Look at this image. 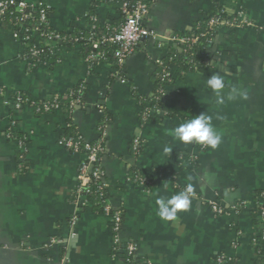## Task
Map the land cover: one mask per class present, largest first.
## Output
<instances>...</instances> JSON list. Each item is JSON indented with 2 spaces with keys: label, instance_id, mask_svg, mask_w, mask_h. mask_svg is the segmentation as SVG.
<instances>
[{
  "label": "crops",
  "instance_id": "1",
  "mask_svg": "<svg viewBox=\"0 0 264 264\" xmlns=\"http://www.w3.org/2000/svg\"><path fill=\"white\" fill-rule=\"evenodd\" d=\"M16 1L45 7L55 34L86 31L93 23L100 38L120 24L119 6L112 0ZM216 8L247 26L217 30L215 61L203 72L178 78L175 66L168 67L172 82L162 92L160 120L150 121L142 101L153 96L157 66L176 48V36L191 32ZM142 24L157 40L140 41L117 70L112 60L91 63L81 45L59 42L52 44L55 63L43 60L33 67L25 39L27 32L29 39L35 35L31 26L0 23V264H129L127 243L135 246L137 264L260 263L264 0H154ZM217 74L226 85L243 89L246 98L217 105L205 86ZM79 86L70 122L86 143L104 142L98 164L110 208L122 213L116 235L108 215L76 202L83 156L59 144L69 122L65 110L15 107L21 94L43 102L65 98ZM202 113L212 117L222 137L216 149L184 145L172 136L176 126ZM165 146L170 153L163 152ZM183 156L195 157L196 166L181 161ZM132 169L137 178L130 176ZM189 183L190 210L175 221H162L156 199L171 197ZM212 205L225 214L214 213Z\"/></svg>",
  "mask_w": 264,
  "mask_h": 264
},
{
  "label": "trees",
  "instance_id": "2",
  "mask_svg": "<svg viewBox=\"0 0 264 264\" xmlns=\"http://www.w3.org/2000/svg\"><path fill=\"white\" fill-rule=\"evenodd\" d=\"M118 4L119 9L122 3V0H112ZM149 7L154 0H142ZM32 12V20L37 21L38 14L36 10ZM46 15L48 18V14L46 11ZM212 18H218L220 21L226 23L227 28H232L233 26L238 24L237 17L228 16L225 13L221 12L218 8H216L215 12L207 17L205 20L199 22L193 27V30L186 34H181L175 37V45L176 48H173L169 54H167L161 61V65L157 66V71L155 75V91L153 96L150 98H146L142 101L144 114L149 112L148 118L150 121H158L160 120L158 111L161 110L162 107V92L163 90L172 82L171 78L166 76L168 72V67L175 66L176 71L175 75L180 78L186 74L190 73H199L211 67L213 61H215V54L212 53L213 41L216 36L217 30L211 28L209 25V21ZM20 19V14L14 12L12 9H7L0 16V23H11L16 25L17 21ZM31 20L26 21V26L30 27ZM32 22V21H31ZM30 22V23H31ZM123 23L122 17H120V24L116 28L118 29ZM232 24L233 26H230ZM30 28L33 27L31 26ZM31 30V31H32ZM44 32H52V30L46 29V27L40 28V30L35 33L33 37H31L28 41L30 44V48L37 52L36 57H31L28 54V59L31 60L33 67L40 64L41 61L47 60L49 64H53L56 62L57 57L52 54V44L54 42H59L62 46L73 47L74 45H81L84 56H89L91 53L101 52L105 55V60H112L114 62L115 69L119 70L120 66L116 64L113 60V54L117 49L115 44H109L107 46L100 47L98 50H93L92 42L96 39L97 29L96 25L90 23L89 30L86 31H77L73 33H59L56 34L59 36V41L55 39H45ZM30 35V32L27 33V36ZM180 39H184V42H180ZM193 40H195L193 42ZM50 42V45H44V42ZM209 42L211 43L208 46ZM93 63V61L91 62ZM81 87H76L71 90L65 98L53 97L48 101L36 102L32 101L24 95H18L16 98H20L22 105H30L38 112H52L56 106H61L65 110V114L68 117V125L64 130V138L68 141H71L74 146H76V152L74 149H68L71 153H78L80 155H86L87 151L85 150L86 145L94 146L96 143H86L76 127L70 122V113L72 111V105L75 104L81 97L78 91ZM82 90V89H81ZM80 90V91H81ZM146 105L149 107L146 108ZM49 107L48 111L44 110V107ZM100 147L102 151L98 155V159L104 153V142H100ZM181 161H185L188 165L195 167L196 166V158L192 156H183ZM130 176L137 178L139 175L137 171L131 170ZM81 194L86 196V199L92 204V207L95 211L104 214V207L108 202V194L107 189H103L102 191H98V182L91 180L88 184H86L81 189ZM88 191V192H87ZM264 205L257 206V210L262 208ZM263 242H261L262 246ZM262 247L258 248V253L261 256V260L259 264H264V249ZM229 264H233L232 262Z\"/></svg>",
  "mask_w": 264,
  "mask_h": 264
},
{
  "label": "built area",
  "instance_id": "3",
  "mask_svg": "<svg viewBox=\"0 0 264 264\" xmlns=\"http://www.w3.org/2000/svg\"><path fill=\"white\" fill-rule=\"evenodd\" d=\"M12 9L14 12L20 14V19L15 23L16 28H21L26 26L28 20H31L29 22L30 26L33 27L32 32L37 33L40 28L46 27V29H49V21L46 15V9L42 5L38 6H31L23 1H16V0H0V16L7 10ZM149 7L146 3H144L142 0H122L119 12L123 19L122 25L116 29L113 33L109 35L102 36L100 38H96L92 42V48L93 50H98L100 47L107 46L109 44H115L117 46L116 51L113 54V60L116 62L117 65H121L126 58L131 55L137 46V44L145 39H151V40H157V34L149 31L143 26V19L146 16L148 12ZM33 10H36L38 14L37 21L32 20V12ZM241 17V16H240ZM245 21L241 18V23H239L235 26H243ZM209 25L211 28H214L216 30L221 28H227L226 23L220 21L218 18H212L209 21ZM230 26H233L230 24ZM247 26V24H246ZM234 27V26H233ZM26 29V28H25ZM26 29L25 31H27ZM28 33V32H27ZM45 39H55L59 40V36L56 35L54 32H44ZM26 41L29 40V37L26 36ZM195 40H193L194 42ZM180 42H184V39H180ZM211 43L209 42L208 46H210ZM29 55L31 57H36L37 52L33 50L32 48H29ZM105 55L101 52H95L91 53L87 58L90 61H103ZM31 61V60H30ZM15 107L20 108L21 107V100L20 98H16ZM45 111L49 110V107H44ZM149 112H146L145 115L148 117ZM159 114V111H158ZM59 144L66 147L67 149H74L76 152V146L71 141L66 140L65 138H62L59 141ZM137 141L134 142V150L137 148ZM85 150L87 151L86 155H83V160L80 164L78 176H77V204L80 207H87L92 206V204L86 199V196L81 194V189L86 184H88L91 180H94L95 182H98V191H102L103 189L107 188V184L105 183L103 179V172L101 168L99 167V159L98 155L102 151V148L100 147V142H97L96 145L90 146L86 145ZM88 192V191H87ZM212 210L216 214H225V211L223 208L212 205ZM104 214L108 215L111 218V224H112V230L115 233V235L119 232L121 221H122V213L121 211H113L110 208L109 203L107 202L104 207ZM260 216L264 218V206L260 208ZM77 217L76 215L72 217L71 222L72 224L76 221ZM115 245L118 246V240L115 238L114 240ZM54 243H60V241H54ZM126 252V262L129 264H137L134 261V253H135V246L132 243H127V245L124 247Z\"/></svg>",
  "mask_w": 264,
  "mask_h": 264
},
{
  "label": "clouds",
  "instance_id": "4",
  "mask_svg": "<svg viewBox=\"0 0 264 264\" xmlns=\"http://www.w3.org/2000/svg\"><path fill=\"white\" fill-rule=\"evenodd\" d=\"M207 89L215 96V103L223 105L226 101H234L237 98H246L247 93L235 85H226L223 76L217 74L210 76L205 83ZM226 87L228 88L225 93ZM172 136L176 141L184 145L199 144L211 149H216L221 143V135L212 124V117L206 113L194 116L180 123L172 130ZM163 152L168 154L171 148L165 146ZM191 180V177H189ZM193 187L189 183L185 190L171 197L160 196L156 199L157 215L165 222L177 220L179 213L190 210L192 206Z\"/></svg>",
  "mask_w": 264,
  "mask_h": 264
}]
</instances>
